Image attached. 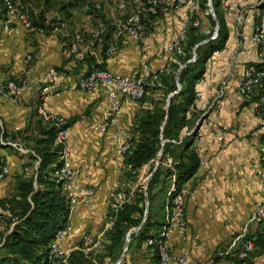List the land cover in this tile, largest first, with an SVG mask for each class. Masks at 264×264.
I'll list each match as a JSON object with an SVG mask.
<instances>
[{"label":"crops","instance_id":"0c3cea01","mask_svg":"<svg viewBox=\"0 0 264 264\" xmlns=\"http://www.w3.org/2000/svg\"><path fill=\"white\" fill-rule=\"evenodd\" d=\"M194 1L199 3V0ZM233 1L235 0H218V3L228 6V3ZM201 7L204 6L200 5L199 14L204 11ZM248 12L250 17L246 19L245 24L246 30L249 31L254 19L252 9H248ZM228 16L231 21L224 15L229 33L228 40L223 49L215 51L208 59L205 74L199 80V87L205 92L210 87L219 88L224 79L228 81V88L214 109L209 110L204 102L198 104L201 116L205 115L201 125L206 128L207 133L203 141L195 145L200 158L207 162V167H199L195 177L189 181L191 192L186 200V238L182 242L171 240L172 249L188 253L194 264H230L229 256L220 254L231 249L233 236L248 223L262 199L259 145L264 133L254 103L244 97L237 88L239 67L259 61V52L249 38L239 36L240 28L235 11L228 12ZM4 18L5 11L0 3L2 77L7 79L18 74L25 66L28 53L33 54L34 66L29 84L25 86L17 101L0 95V139L2 132H5V139L18 140L30 148L32 141L27 137L38 134L41 119L37 111L39 104L69 120L70 157L80 171L78 181L82 185L97 188L92 203L81 204L78 212L70 217V221L81 227L84 233L90 234L94 242L87 245L81 234H72L61 244L68 252L84 245L97 246L114 220L108 217L111 196L120 189L124 191L128 171L124 156L117 151L114 128L110 127L106 132L94 128L104 119L106 94L103 90L87 93L77 87V79L88 71L89 65L86 58L75 56L68 51L64 35L63 37L61 33L54 31L46 34L31 33L23 27L18 30L12 28L8 33H3ZM80 18L88 37L87 47H94L96 44L90 39V23L86 14ZM178 18L181 20L176 23ZM173 22L176 23V29L180 24L182 31L190 25L183 13L162 14L150 21L154 30L147 32V35L145 33L143 40L125 37L116 55L105 58V67L123 74L146 67L153 73L165 70L176 60L181 47L169 56H157L153 33L160 25L168 26V31L171 32ZM184 35L185 33L181 38ZM95 47L100 48L99 45ZM51 67L66 68L71 71L72 76L64 80L60 92L50 94L44 101H40V77ZM140 111L139 101L124 98L119 119L131 134ZM187 130L190 129H184L181 137L186 136ZM0 161L7 164L11 170V174L0 183L1 199L15 193L17 175L33 174L37 161L34 162L29 154L19 153L5 144H0ZM123 200L119 201L116 208ZM250 231L256 232L257 226L251 225ZM123 259L121 256L122 262ZM254 262L264 264V248L256 254ZM117 263L120 262L111 264Z\"/></svg>","mask_w":264,"mask_h":264},{"label":"built area","instance_id":"2783aa9c","mask_svg":"<svg viewBox=\"0 0 264 264\" xmlns=\"http://www.w3.org/2000/svg\"><path fill=\"white\" fill-rule=\"evenodd\" d=\"M5 11V18L2 22L3 33H8L12 28L18 30L23 27L31 33L46 34L47 29L41 24H36L30 14L32 0H0ZM211 11L214 13L213 0H208ZM190 7V8H189ZM117 8L125 12L123 16L114 17L110 23L98 22V13L104 12L103 0H92L84 6V12L90 23V39L100 48L91 45L87 47L88 37L82 26L72 21L58 20L53 25L54 32H60L67 39V49L75 56L93 59V66L81 75L76 85L87 93H96L103 90L106 94L107 103L105 107L104 119L101 123L95 125V129L106 132L113 127V136L117 143V151L124 156L133 145V135L120 122V115L123 109L124 98L133 101H139L146 93V84L151 77L150 68L134 70L130 74H123L112 71L104 66L103 54L107 58L114 57L119 49L120 43L125 37L130 36L138 41L143 40L148 28V23L152 16L166 14L168 12L183 13L184 17L190 24L196 27L201 25L199 18L200 4L193 0H117ZM229 12L235 11L238 27L240 28L239 36L249 38L257 47L259 52V61L246 63L238 69L237 88L239 92L252 101L255 106L256 115L264 133V0H235L228 3ZM248 9L253 11V26L246 30L245 21L250 17ZM15 24V27H13ZM69 24L72 30L68 33ZM188 27L184 29L186 33ZM111 32V36L106 40L105 36ZM214 35L212 38H215ZM2 44V38L0 39ZM180 47V38L175 40L173 50ZM34 66L33 54H26L25 66L21 71L10 78H3L0 73V95L5 96L13 101H17L25 86L29 84V78L32 75ZM71 71L62 67H51L40 77L41 87L38 93L40 101H44L50 94L58 93L62 89L64 80L71 78ZM220 87H210L208 91H203L196 83V102L206 103L207 108L214 109L219 105L220 99L226 94L228 81L222 80ZM217 88V89H216ZM37 111L43 121L53 125L56 129V139L63 145L62 164L58 170L59 178L62 182V189L70 201V217L78 212L81 204L90 205L96 195L95 186L82 185L78 181L79 169L74 160L70 157L71 147L69 141V120L63 115L54 113L44 108L42 104L37 106ZM200 120V119H199ZM197 121V123L199 122ZM2 136L0 144L8 145L15 148L22 154H34L33 149L28 148L18 140L5 139ZM196 133L195 143L203 141L207 130L204 126L195 131V127L187 130L186 135ZM218 135V132H217ZM219 137V135H218ZM220 138V137H219ZM176 142V140H173ZM180 142V141H179ZM260 152V169L259 181L261 185L262 199L250 216L248 223L242 228L241 242L238 247L237 260L230 264H254L252 254L257 248L255 239L246 238L247 234H255L250 231L251 225H256L257 230L264 231V137L259 145ZM37 156V155H36ZM37 163L39 157L37 156ZM157 163L160 161L157 160ZM166 165H172V158L168 157ZM207 167V162L201 159L200 166ZM11 174L10 167L0 161V183ZM191 192L190 183L187 182L181 188H177L175 177L173 176L172 184L168 190L170 198L166 205L165 224L163 225L157 237L148 238L147 245H155L159 254L158 264H194L186 252L175 251L172 249L171 240L182 242L186 238L187 218H186V200ZM72 234H81L83 241L88 245L94 242L90 234L84 233L83 229L75 225L72 221L60 229L54 239L50 242L48 250V260L50 264H67L70 252L62 246V241L71 237ZM236 239L232 246L237 244ZM231 249L221 252L229 254Z\"/></svg>","mask_w":264,"mask_h":264},{"label":"trees","instance_id":"16d2710c","mask_svg":"<svg viewBox=\"0 0 264 264\" xmlns=\"http://www.w3.org/2000/svg\"><path fill=\"white\" fill-rule=\"evenodd\" d=\"M91 1H67L62 5L65 16L61 20H71L74 16L73 8L80 6L82 2L84 7ZM213 7L219 24L217 36H205L198 27L190 24L184 37L180 39L181 49L176 60L165 70L151 75L146 84V93L139 100L141 111L132 130L133 145L124 155L127 172L131 178H136L145 165L158 159L162 150L161 163L152 171L147 188L139 184L132 192V197L124 199L113 211V223L105 231V237L110 243L105 244L104 256L111 259L120 256L129 231L135 229L136 232L138 229L137 236L145 243L148 238L159 235L165 224L168 202L166 193L173 176L177 188H181L195 177L199 169L201 158L195 145L196 133L181 136L182 131L192 129L201 116L196 102V83L204 76L208 59L215 51L224 48L229 36L226 19L218 2ZM103 14L104 12L98 13L102 20ZM158 16H152L151 20ZM34 22L45 26L46 33L53 28L52 24L46 26L41 21ZM110 36L111 32L105 39ZM204 40L207 41L203 42ZM200 42L203 43L194 50ZM194 51L197 52L196 60L182 68L177 80L178 69L191 59ZM103 58H107L105 54ZM86 60L91 68L93 59L86 57ZM102 66L105 67V63ZM177 90L178 93L170 97L168 104L170 94ZM158 91L167 97L165 104L152 97L151 93ZM56 138L55 127L42 118L38 124V134L27 137L32 141L30 148L39 157V162L35 165L33 174L17 175L13 195L0 199V264H50V242L69 222L70 201L63 192L58 173L62 164L63 145ZM36 155L29 154V157L35 162ZM168 157L172 158L171 166L163 165ZM157 187L158 190L155 191ZM253 235H256L258 248L252 254V260L264 248V231L258 229L255 234H247L246 238H252ZM130 237H136L134 231ZM148 247L152 248L153 259L158 264L157 247ZM237 253L238 247L222 256H229L231 263L238 261ZM104 256L86 251L81 246L70 252L67 264H102Z\"/></svg>","mask_w":264,"mask_h":264},{"label":"rangeland","instance_id":"374dc122","mask_svg":"<svg viewBox=\"0 0 264 264\" xmlns=\"http://www.w3.org/2000/svg\"><path fill=\"white\" fill-rule=\"evenodd\" d=\"M67 1L69 0H32V7L30 9V14L32 16V19L38 22L41 21L46 26L52 24V27H53V25L57 24L59 19L60 20L64 19L65 15L63 13L64 11L62 10V5L66 3ZM201 2L204 5V7H201V8H203L204 11L203 13L199 14V18L201 21V25L198 27L199 31L203 33L205 36L213 37L214 35L218 34V30H219V24L215 18L216 16L215 10H214V13L211 11L210 6L208 4V0H199L200 5H201ZM216 2H218V0H213V5H215ZM103 3H104L103 20L100 17L98 19V22H95V24H98L99 22L110 21L114 17L123 16L125 14V12L123 13L118 10L117 0H103ZM82 4L72 9L74 15H76L74 16L75 24L77 23L80 26H82V22H83L80 16H83L85 14ZM219 9L221 10L222 14L225 13L226 17H228L227 19L231 21V18L228 16L229 9H228L227 4H225V6L219 5ZM168 14L174 15L173 12H168ZM180 20L181 18H178L176 23L178 21L180 22ZM73 23L74 22L72 21V25ZM176 23L173 22L170 28L171 32L168 31L169 29L168 26L160 25L159 28H157V30L153 33L154 34L153 40L157 46V51H156L157 56H162V55L169 56V54L171 55L172 53L177 51V49L173 50L174 43H175V40L179 38L181 39L183 31L180 30V24H178L179 27L176 29ZM67 27H68L67 31L69 33L72 30V26L69 24V26ZM52 30L53 28L51 29V31ZM153 30L154 28L151 27L150 24H148L146 35H147V32H152ZM61 36L63 35L61 34ZM141 45H143V43H141ZM195 53L197 54L196 51L192 53L191 58L194 57ZM151 95L152 97H154V99H156V101H162V103L164 104L167 101V97L163 96V93L161 91H158L155 93L153 92L151 93ZM4 134L5 132L3 133V135ZM157 160L158 159L144 166L141 169V172L139 173V175L136 176V178H131L129 173L128 172L126 173L124 191L120 189L116 193H113L111 196V204L109 205V213H108V217H110V219L114 217L113 211L116 209V206L119 203V201L122 199H129L130 197H132L133 195L132 192L136 189V187L139 184L147 188L148 183L151 178L152 171L156 167ZM164 162H163V165L168 166ZM160 163H161V160H160ZM170 184H172V182ZM157 190H158V187L155 188V191ZM168 190L166 193V199L170 198V195L168 194ZM119 192L121 193V195H119ZM137 230L138 229H136V232H135V229H133L136 237L135 238L130 237V240L128 242V249L125 253L126 256L124 257L123 262L120 259L124 253L125 244L121 250L122 252L120 256L117 257L116 259H111L109 256H104L106 254L105 244L110 243V241L106 239L105 237V232L103 236L101 237L102 241L99 243V245L97 246L84 245L83 247L86 249V251H93L95 254H100L101 256H104V260L102 264H111V263H116V262H120L117 264H149V263L156 264V261L153 259L152 248L148 247V245L145 242H141L140 237L137 236ZM241 231L242 229L238 231L237 233H235V235L233 236L234 238L233 240L235 241L236 239H238V242L237 244H235V246H231V250H234V248L239 247L240 242H241V237H240Z\"/></svg>","mask_w":264,"mask_h":264},{"label":"water","instance_id":"95a60500","mask_svg":"<svg viewBox=\"0 0 264 264\" xmlns=\"http://www.w3.org/2000/svg\"><path fill=\"white\" fill-rule=\"evenodd\" d=\"M214 15H215V14H214ZM215 18H216V20H217V22H218V19H217L216 16H215ZM206 41H207V40H204L203 42H206ZM203 42L198 43V44L195 46V49H194V50H196V48H197L200 44H202ZM196 57H197V54L195 53L193 58L189 59L187 62H185L184 64L181 65V67H180V68L178 69V71H177V80L179 79V75H180V72H181L182 68H184L188 63H190V62H192V61H195V60H196ZM178 86H179V89H180V88H181V84L179 83ZM176 93H178V90H177V91H174L173 93L170 94L168 104H169V102H170V97L173 96V95L176 94ZM204 117H205V115H202V116H201L199 122H198V123L196 124V126H195V131L200 127V125H201V123H202ZM161 154H162V150H161L160 153H159L158 161H160ZM158 165H159V163H156V167L154 168L153 172L157 169V166H158ZM153 172H152V174H153ZM152 174H151V175H152ZM132 232H133V230L129 231L128 234H127V239H126V242H125V248H124V253H123V255H122V259L124 258L125 253H126V251H127V249H128V242H129V240H130V235H131Z\"/></svg>","mask_w":264,"mask_h":264}]
</instances>
